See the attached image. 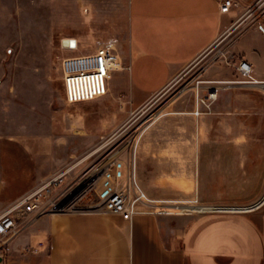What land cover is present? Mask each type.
I'll list each match as a JSON object with an SVG mask.
<instances>
[{
	"label": "rangeland",
	"instance_id": "obj_1",
	"mask_svg": "<svg viewBox=\"0 0 264 264\" xmlns=\"http://www.w3.org/2000/svg\"><path fill=\"white\" fill-rule=\"evenodd\" d=\"M124 1L0 0V161L5 164L14 153L24 173L33 174L35 188L25 195L71 169L60 188L65 191L91 183L97 170L129 152L136 136L138 176L149 196L206 205H175L173 214L163 216L204 215L201 212L217 209L211 206L249 212L263 206L264 195L258 202L245 199L253 192L244 189L239 170V150L257 142L264 127V82H230L239 79V54L233 51L239 31L219 37L141 111H121L123 117L115 124L97 127L94 133L88 127L92 115L103 105L113 113L119 104L68 103L62 62L69 46L63 45L64 37L92 30L97 20L92 9L97 8L104 25H109L113 12L124 10ZM198 78L218 81L221 87L213 113L199 117ZM109 86L117 93L116 77ZM198 94L202 99L206 91ZM156 182L171 189L156 197ZM101 188L99 184L89 195L92 201H98ZM36 227L37 223L9 245L5 264H33L36 254L20 255L12 248L26 241L32 245L27 236Z\"/></svg>",
	"mask_w": 264,
	"mask_h": 264
},
{
	"label": "crops",
	"instance_id": "obj_2",
	"mask_svg": "<svg viewBox=\"0 0 264 264\" xmlns=\"http://www.w3.org/2000/svg\"><path fill=\"white\" fill-rule=\"evenodd\" d=\"M238 1L245 7L256 0ZM122 5L124 10L113 12L109 25H104L97 8L92 9L94 28L63 39L76 42L67 47V58L113 43L125 66L110 79L116 77L117 93L109 86L107 96L90 101L119 104L114 114L103 105L92 115L88 127L93 133L115 124L123 117L121 111L136 114L145 108L223 36L239 14V9L220 14L217 0H125ZM233 51L252 64L255 78L264 81V23L239 35ZM257 140L239 150L242 184L253 192L245 199L251 202L264 195V127ZM10 156L5 164L0 161V215L36 185L33 174L24 173L14 153ZM156 183V197L171 189ZM29 238L32 245L26 241L12 250L23 255L26 246L42 244L33 264H264V205L250 213L140 215L132 222L99 213L59 214L39 220ZM9 252L8 248L6 256Z\"/></svg>",
	"mask_w": 264,
	"mask_h": 264
},
{
	"label": "built area",
	"instance_id": "obj_3",
	"mask_svg": "<svg viewBox=\"0 0 264 264\" xmlns=\"http://www.w3.org/2000/svg\"><path fill=\"white\" fill-rule=\"evenodd\" d=\"M217 1L222 15H231L239 9L236 20L223 36H230L236 31H239V35H241L250 28L260 27L264 23V0H256L245 7L238 0ZM123 69L125 66L113 43L100 46L92 54L65 58L62 62V70L67 101L75 104L107 96L113 72ZM236 70L239 79L230 81L232 83L258 86L264 82L255 78L254 68L246 60L240 59ZM218 84H220L218 81L197 79L196 116L199 117L205 112L212 111V106L219 99L221 91ZM200 90L206 91V95L202 99H199L198 91L200 92ZM201 107L206 111L203 112ZM139 142L140 140L135 136L129 152L124 156L120 153L118 158L97 170L90 178H93L91 183L78 185L70 190H61V185L68 173L67 170L11 205L0 215V258L2 259L0 264H5L4 259L9 245L39 220L46 217L59 214L99 213L119 216L127 222H132L140 215L173 214V211L170 210L174 209L175 205L194 206L191 204L195 203L198 206H206L199 204V201L158 200L149 196L142 187L138 176L137 148ZM99 184H102V188L98 193V201L95 202L89 198V195L93 190H97ZM211 207H217V209L201 213H250L222 209V207L228 206ZM42 246V244L26 246L23 249V254H37Z\"/></svg>",
	"mask_w": 264,
	"mask_h": 264
},
{
	"label": "water",
	"instance_id": "obj_4",
	"mask_svg": "<svg viewBox=\"0 0 264 264\" xmlns=\"http://www.w3.org/2000/svg\"><path fill=\"white\" fill-rule=\"evenodd\" d=\"M63 45L64 46H72L75 47L76 46V42L75 40H63ZM0 262H2V259L0 258Z\"/></svg>",
	"mask_w": 264,
	"mask_h": 264
},
{
	"label": "bare ground",
	"instance_id": "obj_5",
	"mask_svg": "<svg viewBox=\"0 0 264 264\" xmlns=\"http://www.w3.org/2000/svg\"><path fill=\"white\" fill-rule=\"evenodd\" d=\"M71 171V169L68 170V172Z\"/></svg>",
	"mask_w": 264,
	"mask_h": 264
}]
</instances>
